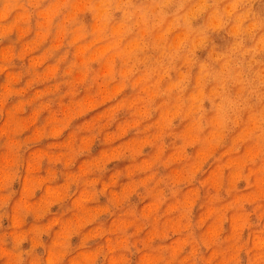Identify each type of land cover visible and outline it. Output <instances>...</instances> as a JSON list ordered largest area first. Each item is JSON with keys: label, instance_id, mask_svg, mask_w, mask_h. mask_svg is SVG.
Masks as SVG:
<instances>
[{"label": "clouds", "instance_id": "obj_1", "mask_svg": "<svg viewBox=\"0 0 264 264\" xmlns=\"http://www.w3.org/2000/svg\"><path fill=\"white\" fill-rule=\"evenodd\" d=\"M0 264H264V0H0Z\"/></svg>", "mask_w": 264, "mask_h": 264}, {"label": "rangeland", "instance_id": "obj_2", "mask_svg": "<svg viewBox=\"0 0 264 264\" xmlns=\"http://www.w3.org/2000/svg\"><path fill=\"white\" fill-rule=\"evenodd\" d=\"M34 55V58L36 60H39L41 57H40V53L39 52H36L33 54ZM104 114V109L101 108L98 112H95L93 116L89 117L88 120H93V119H101L102 116ZM88 121H83V123H87Z\"/></svg>", "mask_w": 264, "mask_h": 264}]
</instances>
